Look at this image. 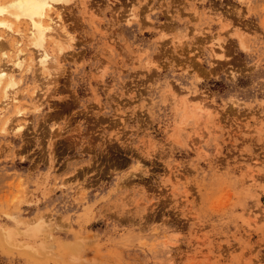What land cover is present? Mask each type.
<instances>
[{
	"label": "rangeland",
	"instance_id": "rangeland-1",
	"mask_svg": "<svg viewBox=\"0 0 264 264\" xmlns=\"http://www.w3.org/2000/svg\"><path fill=\"white\" fill-rule=\"evenodd\" d=\"M56 8L58 70L0 39V264H264V0Z\"/></svg>",
	"mask_w": 264,
	"mask_h": 264
},
{
	"label": "bare ground",
	"instance_id": "bare-ground-1",
	"mask_svg": "<svg viewBox=\"0 0 264 264\" xmlns=\"http://www.w3.org/2000/svg\"><path fill=\"white\" fill-rule=\"evenodd\" d=\"M60 1L62 0H9V2L4 5L0 4V39H3L5 35L12 36L14 34H17L20 36L19 38H22V30L18 25L26 23L29 27L27 33L28 39L33 48L40 54L37 58L40 59L39 64L41 69L45 71L59 69L57 56L51 54L46 49V41L48 39H53V43L57 48V54H62L65 50L64 45L70 44V42L73 41L65 29L61 14L57 13L56 5ZM20 43V41H17L15 45L13 44V48L17 49V56L14 64L11 65L16 67L17 73H19V71H28V66H25L27 61L21 56L23 51L20 50L21 48L19 49ZM4 46L6 45L0 43V53H2L1 58H3L2 55H5ZM9 71L0 65V95L2 93L3 96L1 99H6L9 101L8 104H12L15 107V115L16 118L18 117L17 120L19 123L13 128V130L22 131L25 127V120L23 119L25 112L23 110L21 97H18L20 93L17 95V92L15 91L17 90V82L13 73ZM48 81L50 84H53L51 80ZM46 86H49V84ZM189 100L191 101V99ZM187 103H189V101ZM6 107L5 103L0 101V114ZM39 107L40 105L36 106L35 109H38ZM197 109L196 112L199 111V114H205V111H208V108L206 107H198ZM6 124H8V122ZM3 130H6L5 127Z\"/></svg>",
	"mask_w": 264,
	"mask_h": 264
}]
</instances>
